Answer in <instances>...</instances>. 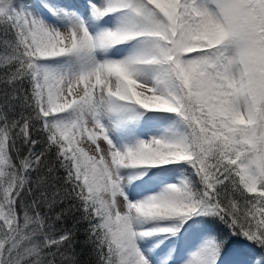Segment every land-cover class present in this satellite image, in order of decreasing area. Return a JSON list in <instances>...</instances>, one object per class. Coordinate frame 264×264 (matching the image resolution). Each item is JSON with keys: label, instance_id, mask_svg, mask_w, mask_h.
Instances as JSON below:
<instances>
[{"label": "snow or ice", "instance_id": "snow-or-ice-1", "mask_svg": "<svg viewBox=\"0 0 264 264\" xmlns=\"http://www.w3.org/2000/svg\"><path fill=\"white\" fill-rule=\"evenodd\" d=\"M40 2L59 23L23 0H0V63L12 108L21 105L18 118L0 111V264H55L73 234H54L50 221L73 210L88 224L96 264H149L138 240L175 236L194 217L264 248V0H89L93 21L115 19L96 32ZM129 44L130 54L108 58ZM61 59L74 67L50 66ZM149 114H171L180 127L113 142L114 129L169 118ZM178 164L194 179L135 202L125 194L123 170ZM165 220L177 223L137 230ZM221 249L206 241L186 264H216Z\"/></svg>", "mask_w": 264, "mask_h": 264}, {"label": "rangeland", "instance_id": "rangeland-1", "mask_svg": "<svg viewBox=\"0 0 264 264\" xmlns=\"http://www.w3.org/2000/svg\"><path fill=\"white\" fill-rule=\"evenodd\" d=\"M36 0H23V3L29 6L31 11L37 12L42 18H45L50 24H57L59 21L56 17H53L51 13L42 11L37 5ZM39 3L40 0H38ZM49 5L56 7H63L68 10L74 11L82 19L85 20L89 26L90 31L96 32L103 28L112 27L115 24L114 18H105L106 23L101 21L97 23L91 19V12L89 9V0H46ZM126 46L125 51H118V49H112L108 54V58L121 59L124 56L131 53L133 45H120ZM119 46V47H120ZM100 58H103L102 56ZM50 66L60 70H66L69 67H74L66 60H56L50 62ZM151 115H166L169 116L167 119H147L142 126L130 125L128 128L114 129L112 132L113 142L117 146L130 145L138 139L147 140L152 136L159 135L169 129L179 128V123L174 116L171 114H151ZM88 149L86 148V151ZM179 165H169L159 170V176H153L147 180H143L140 176L139 170H123V175L126 180L125 194L129 200L135 202L142 200L147 196L155 195L162 189L171 184H179L182 179H185L182 172L179 170ZM157 226H172L167 220L165 221H148L141 223L137 226L138 231H148ZM187 233V232H186ZM211 240L209 234L199 227L189 230L187 234L180 241L178 248L180 252L177 256L174 255L175 250V239L170 240L166 235H156L151 237H144L138 240V247L147 259L149 264H186V261L190 255L200 248L206 241ZM221 264H257L256 261L246 259L245 257L235 254L232 257H228L225 261L220 262ZM219 263V264H220Z\"/></svg>", "mask_w": 264, "mask_h": 264}, {"label": "trees", "instance_id": "trees-1", "mask_svg": "<svg viewBox=\"0 0 264 264\" xmlns=\"http://www.w3.org/2000/svg\"><path fill=\"white\" fill-rule=\"evenodd\" d=\"M4 38V30L0 28V39ZM114 49V48H113ZM6 53L3 50H0V61L5 57ZM9 65L0 63V111L6 112L10 118H18L19 111L21 110V105L16 104L15 108H12V105L15 103L11 101L12 87L11 85L6 84L5 78L10 75ZM28 90V86L25 85V91ZM8 94L7 96L5 94ZM151 115V114H149ZM147 116L140 120L138 126H141L146 120ZM35 135V133H34ZM42 139V137H37ZM26 154V153H25ZM15 156V153H12ZM18 162V161H17ZM180 172H182L185 178H193L192 170L186 164H178ZM167 166L157 169H151L147 171L146 175L141 176L143 180L152 178L153 176H159V170ZM63 169H59L56 172V176L63 177ZM35 181V174L32 177ZM42 179L47 181L48 174L47 169L45 168L42 172ZM59 186V185H57ZM35 190V185L33 184ZM51 191V189H49ZM31 197H28L26 203L30 201ZM70 201H66L64 204H57L55 206L54 212H59L61 209H66L71 206ZM25 209H21V217ZM47 213L49 216H54V212H49L48 208L45 206L42 210ZM172 225L176 224V221H168ZM53 226V232L56 235H59L63 231L70 230L73 234V240L70 246L67 248H62L60 252L57 253L55 257V264H96L97 255L94 249V245L88 241V224L86 221L80 219L78 212L73 210L72 213L66 214L60 221H50ZM199 227L204 230L207 234L210 235L211 240L215 239L217 242L222 243V249L219 255V258L216 261V264L225 261L228 257H232L235 254H239L246 259H251L257 261L264 256V248L259 247L257 244L244 239L239 235H232L231 231L227 226L221 223L219 220L210 217H194L193 220L189 221L187 224H184L180 227V231L177 235L172 236L170 234H164L169 237L170 240L175 239V250L174 255L177 256L180 252L181 247L179 245L182 238L189 232ZM187 232V233H186ZM221 264V263H220Z\"/></svg>", "mask_w": 264, "mask_h": 264}]
</instances>
